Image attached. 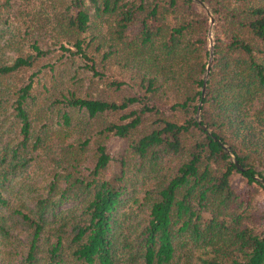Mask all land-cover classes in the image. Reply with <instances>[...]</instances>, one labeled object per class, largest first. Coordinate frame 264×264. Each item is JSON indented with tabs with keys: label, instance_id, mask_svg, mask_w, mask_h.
Instances as JSON below:
<instances>
[{
	"label": "trees",
	"instance_id": "1",
	"mask_svg": "<svg viewBox=\"0 0 264 264\" xmlns=\"http://www.w3.org/2000/svg\"><path fill=\"white\" fill-rule=\"evenodd\" d=\"M201 1L0 0V264H264V0Z\"/></svg>",
	"mask_w": 264,
	"mask_h": 264
},
{
	"label": "water",
	"instance_id": "2",
	"mask_svg": "<svg viewBox=\"0 0 264 264\" xmlns=\"http://www.w3.org/2000/svg\"><path fill=\"white\" fill-rule=\"evenodd\" d=\"M196 2L200 3L201 5H203L204 7L207 8V6L201 1V0H195ZM209 11V22H210V26H209V31H208V42H209V55H208V58H207V61H206V69H205V72L203 74V86H202V91L204 90L205 88V85H206V82H207V78H208V75H209V71L211 69V64H212V56H213V35H212V25L214 23V14L212 11L208 10ZM200 104V103H199ZM196 119L199 121V116H198V112L196 113ZM202 127H204L203 125H201ZM235 163L236 160H234ZM238 167L239 164H237ZM263 181V180H262Z\"/></svg>",
	"mask_w": 264,
	"mask_h": 264
},
{
	"label": "rangeland",
	"instance_id": "3",
	"mask_svg": "<svg viewBox=\"0 0 264 264\" xmlns=\"http://www.w3.org/2000/svg\"><path fill=\"white\" fill-rule=\"evenodd\" d=\"M120 145V141L117 138H111L108 142V147L111 151V154H114Z\"/></svg>",
	"mask_w": 264,
	"mask_h": 264
}]
</instances>
